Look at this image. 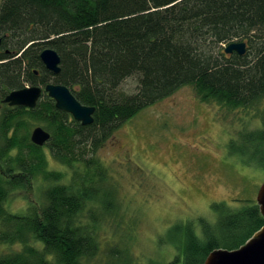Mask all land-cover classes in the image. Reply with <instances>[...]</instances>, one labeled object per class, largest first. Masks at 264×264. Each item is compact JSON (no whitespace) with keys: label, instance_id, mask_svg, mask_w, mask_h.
<instances>
[{"label":"trees","instance_id":"16d2710c","mask_svg":"<svg viewBox=\"0 0 264 264\" xmlns=\"http://www.w3.org/2000/svg\"><path fill=\"white\" fill-rule=\"evenodd\" d=\"M0 40V246L20 247L0 249V264H96L103 220L116 207L98 154L145 109L183 87L228 112L264 101V0H2ZM234 42L247 44L244 56L225 52ZM48 48L61 57L57 75L41 60ZM133 77L136 93H123ZM51 83L95 107L93 124L58 110L46 93L35 108L3 103L12 91ZM258 117L261 125L238 131L228 151L264 171V113ZM36 127L51 134L43 147L32 142ZM35 183L38 199L10 211L11 195ZM239 202H214L211 215L172 225L161 238L176 251L167 264H205L214 251L246 245L264 215L256 199ZM108 259L140 264L117 247Z\"/></svg>","mask_w":264,"mask_h":264},{"label":"rangeland","instance_id":"374dc122","mask_svg":"<svg viewBox=\"0 0 264 264\" xmlns=\"http://www.w3.org/2000/svg\"><path fill=\"white\" fill-rule=\"evenodd\" d=\"M137 85V78H129L120 90L134 94ZM263 113L264 101L256 110L228 112L202 103L192 87H183L119 129L98 154L111 171L116 207L103 220L95 263L107 264L117 247L136 263L167 264L176 251L161 238L176 222L211 215L214 202L257 200L264 171L244 167L230 155L228 143L241 129L261 125ZM26 197L38 199L36 183L12 194L7 207L25 211ZM19 248L0 246L5 252Z\"/></svg>","mask_w":264,"mask_h":264},{"label":"water","instance_id":"95a60500","mask_svg":"<svg viewBox=\"0 0 264 264\" xmlns=\"http://www.w3.org/2000/svg\"><path fill=\"white\" fill-rule=\"evenodd\" d=\"M2 41L0 40V48ZM227 54L236 52L240 56L247 53L245 42H234L225 48ZM41 60L46 69L54 74L61 72V57L54 49H45L41 54ZM46 93L56 102L58 110L67 112L84 126L93 124L95 107L81 104L72 91L60 84H48L45 88L39 86L26 87L12 91L3 100L10 107L35 108ZM32 142L43 147L51 139V134L42 127H36L31 136ZM257 202L264 215V183L259 189ZM205 264H264V227L257 232L246 245L235 251L218 250L209 255Z\"/></svg>","mask_w":264,"mask_h":264}]
</instances>
